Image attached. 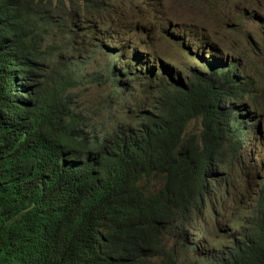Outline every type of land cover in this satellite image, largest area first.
<instances>
[{"label": "trees", "instance_id": "obj_1", "mask_svg": "<svg viewBox=\"0 0 264 264\" xmlns=\"http://www.w3.org/2000/svg\"><path fill=\"white\" fill-rule=\"evenodd\" d=\"M127 1L108 3L117 39L135 31L124 7L134 0ZM53 6L54 0H0V264H142L150 253L149 218L190 202L197 187L219 171L228 175L248 144L254 146L253 156L258 144L253 138L264 143V88L246 79L232 59L227 58L233 68L224 61L197 62L186 49L189 42L179 41L183 36L173 29L161 38L155 28L139 40L133 33L128 50L108 48L107 57L100 48L109 67L95 72L113 71L114 92L123 95L117 102L130 99L135 110L88 147L87 125L73 91L79 81L58 61H37L46 56L37 52L42 34H54L53 49L62 46L65 30L69 39L78 38V17L58 15ZM139 6L147 9L144 1ZM93 12H105L104 5ZM156 45L190 55L196 67L168 63L150 83L143 77L153 78L154 68L144 57ZM131 70L143 74L125 81ZM135 81L144 84L143 93L132 88ZM251 111L256 119H250ZM194 123L198 133L189 131ZM242 218L255 240L234 237L215 255V264H264V218L251 212Z\"/></svg>", "mask_w": 264, "mask_h": 264}, {"label": "clouds", "instance_id": "obj_2", "mask_svg": "<svg viewBox=\"0 0 264 264\" xmlns=\"http://www.w3.org/2000/svg\"><path fill=\"white\" fill-rule=\"evenodd\" d=\"M109 1L128 2L127 0H54L52 8L54 13L65 16L64 12H67L77 16L75 30L78 31L85 26L87 30L77 39H69V33L65 30L60 36L64 41L62 46L60 47L59 44L55 49L53 46L56 37L52 32L44 33L36 39L37 52L46 53V56L37 59L38 62L49 64L58 61L68 77L79 81L80 88L73 89V91L81 107L78 112L81 114L83 123L87 125V145L89 147L91 142V148L95 137L98 136L99 142L102 141L110 131L127 120L128 112L135 110V108L130 109L132 105L130 99L121 103L117 102L123 95L114 92V87L118 85L116 84L117 75L113 71L100 76L96 72L83 69L84 62L89 66H98L99 61L106 58L105 51L92 42L105 43L107 57L110 52H107L106 47L114 46L113 51L115 52L123 46L124 41L116 38V20L115 15L111 13L113 8L109 6ZM139 1H144L147 9L141 8ZM232 1L223 4L213 0L195 2L194 0H167L171 5L167 7L160 4V1L134 0L130 7L127 4L124 7L132 16L135 29L133 33L137 38L145 34L148 28H155L161 38L171 29L174 30L177 26H181L184 31L183 33L176 32V36H183V38L179 37L182 42L188 41L191 48L195 46L197 49V44L202 46L207 41L203 34L213 38V43L218 40L207 30L209 16L197 10L199 3L207 7L210 13L216 14L217 5L222 4L228 8ZM245 1L249 8H256L261 4L259 0ZM63 2L67 11H64L61 5ZM76 5L77 8H73ZM101 5H104L106 13L94 14L93 11ZM169 9H173L178 16L172 17ZM15 13L14 9L11 10L10 16ZM261 14H264V4L259 14H256L254 10L252 16L258 17ZM169 17L171 23L168 25ZM198 32L203 34L196 39L194 44H191L187 35L192 37ZM107 36H113V39H108ZM209 49L212 54L219 52L216 47ZM205 54L211 56L210 53ZM231 54H234L233 50ZM193 55L200 63L213 62V60L223 61L214 55L212 59L206 55L199 56L196 53ZM53 64L55 63L49 66L52 68ZM226 67H229L228 64ZM52 70H58V67L53 66ZM140 83V81L133 82L132 88H137L139 93H143L145 86ZM83 91H91L90 93L94 95L91 97ZM129 92L130 90L125 91L126 94ZM104 108L107 109V118L101 121L99 115L102 114ZM116 112L120 116H116ZM251 113L255 114L253 111L249 112ZM248 146L249 148L244 149L242 157L235 160L233 171L228 172V175L224 176V173L219 171L217 176L209 178L197 187L190 202L174 206L169 211L157 213L148 219L147 226L152 235L150 253L144 258L142 264H209L212 261L215 262V255L226 249L229 241L234 237H243L248 242L255 240L253 232L244 223L242 215L250 218L251 212L255 215V219L264 218V159H259L264 156V151L263 147L257 148L259 146L257 144L255 154L252 156L250 153L254 146L251 144ZM148 193L154 194L157 191ZM191 240L195 245H190Z\"/></svg>", "mask_w": 264, "mask_h": 264}, {"label": "rangeland", "instance_id": "obj_3", "mask_svg": "<svg viewBox=\"0 0 264 264\" xmlns=\"http://www.w3.org/2000/svg\"><path fill=\"white\" fill-rule=\"evenodd\" d=\"M155 1H160V4L171 7V5L168 4L167 0ZM259 1H261V4L256 8H249L246 5L245 0L232 1L228 8H225L222 4H219L217 5L218 12L216 14L210 13L207 7L199 3L197 10L209 16L207 30L213 35V37H217L218 40L213 43V38L201 32H198L192 37H189V35H187L188 39L191 41V44H194L196 39L201 34H203L207 39L204 45L200 46V44H197V49L195 46H193L192 48H186L189 49L190 55L192 52L198 54L199 56L206 55V57H208L207 55L209 54H205L210 53L208 52V49L211 47H216L219 50V52L213 53L216 58L222 59L227 64H231L230 61L227 60V58L232 59L235 64L238 63L241 66L246 79L251 80L256 87L264 88V27H262V25L260 24L264 22V14L253 19L251 18L253 11L255 10L256 14H259L260 9L264 4V0ZM169 10V13L172 17L178 16V14H176L173 9ZM245 10H249L250 14L248 15L249 12H246ZM260 20L262 21L260 22ZM86 30L87 26L81 27L77 31V36L80 37ZM121 30L123 32H126V27L121 26ZM174 31L177 33H179L178 31H180V33H183L184 30L181 26H177ZM125 38V40L119 39L123 40L124 43L122 47L118 48V50H121L123 48H127L128 50L129 44L135 40L133 33H128ZM139 39L140 38L138 37V40ZM92 43L94 45H97L98 47H104V43L98 44L96 43V41ZM157 49L160 52L157 51ZM157 49L150 48V50L144 57L150 59L149 63L154 68V77L152 78L148 73V76L143 78L148 79L152 84L156 83V72L160 68V66H165L168 63H171V65L178 64L179 67L181 65L189 66L188 63L191 62L193 66L196 67L194 61L191 60L190 55L188 56V58H185V54L182 56L179 52L174 51L172 47L168 45H162V49L158 47ZM193 49L196 50L194 51ZM232 50L234 51V54L230 55ZM169 59H172L173 61L168 62ZM98 64V66H89L86 64V62H84L83 69H86V71L88 72H101L109 67V62L106 59L100 60ZM142 74L143 73L137 70H131L128 72V74H125L126 77H124V80L127 81L128 79H130L128 77L138 79L142 76ZM176 80L178 79L176 78ZM88 95L92 97L94 93H89ZM258 96H261V94H259ZM260 103L264 107V96L260 98ZM249 116L250 119H256L253 113L249 114ZM199 130V125L194 124L189 131L198 133ZM253 140L260 146L256 138H253ZM262 147L264 151V146ZM259 159H264V156Z\"/></svg>", "mask_w": 264, "mask_h": 264}, {"label": "bare ground", "instance_id": "obj_4", "mask_svg": "<svg viewBox=\"0 0 264 264\" xmlns=\"http://www.w3.org/2000/svg\"><path fill=\"white\" fill-rule=\"evenodd\" d=\"M174 51H176V50H174ZM210 54H211V56H213V54H212L211 52H210ZM140 58H141V57H140ZM230 63H231L230 66L233 68V67H234V63H233V62H230ZM260 104H261V103H260ZM263 115H264V114H263ZM191 127H192V126H190V128H191ZM190 130H191V129H190ZM261 146H264V143H263ZM258 148H260V146H259ZM191 241H192V242H191L190 245H191V246H192V245H195L194 242H193V240H191ZM195 252H196V251H195ZM209 264H215V262L212 261V262L209 263Z\"/></svg>", "mask_w": 264, "mask_h": 264}, {"label": "water", "instance_id": "obj_5", "mask_svg": "<svg viewBox=\"0 0 264 264\" xmlns=\"http://www.w3.org/2000/svg\"><path fill=\"white\" fill-rule=\"evenodd\" d=\"M81 25H82V23H81ZM108 48H109V49L111 48V51L115 50V47H114V46H112V47L108 46L107 49H108Z\"/></svg>", "mask_w": 264, "mask_h": 264}]
</instances>
